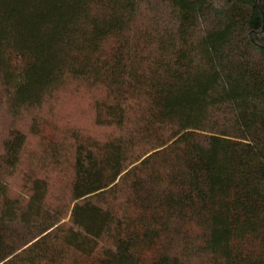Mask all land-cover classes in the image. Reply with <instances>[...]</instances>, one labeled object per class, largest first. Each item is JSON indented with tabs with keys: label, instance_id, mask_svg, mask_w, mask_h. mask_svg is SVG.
<instances>
[{
	"label": "trees",
	"instance_id": "obj_1",
	"mask_svg": "<svg viewBox=\"0 0 264 264\" xmlns=\"http://www.w3.org/2000/svg\"><path fill=\"white\" fill-rule=\"evenodd\" d=\"M72 84L115 134L0 128V264H264V0H0V113Z\"/></svg>",
	"mask_w": 264,
	"mask_h": 264
},
{
	"label": "rangeland",
	"instance_id": "obj_2",
	"mask_svg": "<svg viewBox=\"0 0 264 264\" xmlns=\"http://www.w3.org/2000/svg\"><path fill=\"white\" fill-rule=\"evenodd\" d=\"M89 97L84 89L76 84L70 85L63 92L55 96L44 108L37 112H29L21 120L14 122L5 112L0 113V128L7 134L11 129H19L28 138L27 156L38 155L40 153L41 136L55 138L60 141L65 133L79 132L83 137L96 140H104L115 133L112 130L98 128L94 124L93 111L89 102ZM34 119L46 121L45 127L36 137L30 133V125ZM42 128V126H41ZM71 141L67 139V147ZM70 151V150H69ZM69 172V170H68ZM64 182L55 181L54 194L50 204L54 207L60 206V200L67 196V188ZM22 178L17 177L13 181V191L16 196L25 194L22 188Z\"/></svg>",
	"mask_w": 264,
	"mask_h": 264
}]
</instances>
